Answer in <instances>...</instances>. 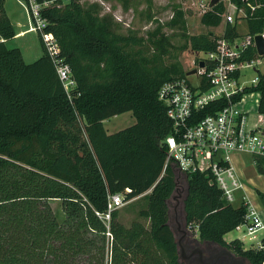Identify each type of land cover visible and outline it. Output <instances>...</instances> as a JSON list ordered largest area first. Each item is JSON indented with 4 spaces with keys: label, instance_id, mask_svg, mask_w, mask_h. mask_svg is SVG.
<instances>
[{
    "label": "trees",
    "instance_id": "16d2710c",
    "mask_svg": "<svg viewBox=\"0 0 264 264\" xmlns=\"http://www.w3.org/2000/svg\"><path fill=\"white\" fill-rule=\"evenodd\" d=\"M110 1L124 9L129 3L102 0ZM4 2L0 0V37L5 40L0 43V264H186L170 217V202L180 189L179 214L189 240L225 248L245 264H264V251L223 239L244 222L242 203H226L208 174L164 168L162 144L172 124L158 89L186 77L180 53L211 52L218 36L188 35L174 45L165 28L184 29L179 8L142 35L132 29L121 32L99 2L70 0L45 8L41 14L47 31L75 82L69 100L40 39L42 55L29 64L18 48L7 46L17 32ZM221 8L219 3L202 14L201 24L218 27L221 19L215 12ZM262 25L252 21L249 30L260 31ZM253 53L249 50L248 57ZM254 90L261 94L258 109L264 114L263 78ZM126 112L135 123L108 135L103 121ZM253 162L264 175V157L254 156ZM111 194H123L125 201L142 197L144 207L130 227L117 221L118 210L110 213L108 223L104 219ZM257 194L264 208V194ZM49 199L61 201L63 223L55 220Z\"/></svg>",
    "mask_w": 264,
    "mask_h": 264
},
{
    "label": "built area",
    "instance_id": "2783aa9c",
    "mask_svg": "<svg viewBox=\"0 0 264 264\" xmlns=\"http://www.w3.org/2000/svg\"><path fill=\"white\" fill-rule=\"evenodd\" d=\"M68 1L17 0L25 9L27 28L16 36L37 35L71 100L75 82L70 67L60 57L58 44L47 31L48 23L41 14L45 8L60 7ZM98 2L105 7L102 0ZM208 2L200 4L201 15L213 8L208 7ZM219 3L221 11L215 13L221 19L222 30L214 50L196 53H202L206 58L197 57L192 61L196 69L194 74L165 82L158 89L157 98L165 106L166 116L172 124V131L162 144L166 152L164 168L174 165L182 174L210 175L229 204L241 192L246 214L244 222L236 229L244 228V233L253 237L254 245L250 248L264 251V234L260 239L255 237L264 229L262 220L245 194L244 183L231 158L233 154L264 157V114L258 109L261 94L254 90L262 78L264 80V55H258L255 45L257 36L264 40V0H221ZM257 20L262 21V28L251 32L249 23ZM2 42L5 40L0 37ZM249 50L254 52L251 58L248 57ZM199 62H203L202 68L198 66ZM246 69L255 74L249 84L241 80ZM126 203L123 194L109 195L104 215L106 222L112 211Z\"/></svg>",
    "mask_w": 264,
    "mask_h": 264
},
{
    "label": "rangeland",
    "instance_id": "374dc122",
    "mask_svg": "<svg viewBox=\"0 0 264 264\" xmlns=\"http://www.w3.org/2000/svg\"><path fill=\"white\" fill-rule=\"evenodd\" d=\"M88 3L98 2L99 0H86ZM209 0H129L128 6L124 9L117 1L105 2L103 7L104 12L111 13L114 16L115 21L120 24V31L125 32L127 29L137 31L139 35L145 33V30L155 26V21L165 23L172 15L174 8H179L184 12V29L165 28V32L172 38L174 45L183 44L185 36L188 35H199L211 33L213 35H220L222 30V24L216 28H207L200 22L201 9L200 4L206 3ZM4 9L10 22L15 27L16 32L24 31L27 28V17L25 9L22 4L18 3L17 0H5ZM119 19V20H118ZM121 21V22H119ZM128 24L129 28L124 25ZM9 48H18L21 52L23 61L27 64L34 62L42 55V48L39 42V38L35 33H26L23 36H16L7 42ZM199 57L200 59L206 58L202 53L197 55L191 52L189 49L183 51L179 55V62L182 65L184 71H190L194 69L195 65L192 61ZM255 76L251 69H246L242 72L241 80L250 83V80ZM135 123V119L130 112L122 113L113 116L103 121V127L106 133L113 134L120 130H123ZM241 160L239 159L238 165L242 167H248L241 169L244 180L248 184H251L245 177V173L253 172L252 156L249 154H241ZM264 182V180H263ZM249 187V185H248ZM183 191L176 192L174 198L170 202V217L171 224L177 228V238L181 237L183 231L186 233L183 220L180 216V200ZM238 196V195H237ZM238 198L232 203L233 206L238 205ZM48 204L52 210L55 220L61 224L64 221V214L61 208V201L58 199H49ZM144 207V201L142 197H137L127 201V203L118 209L117 221L124 227H130L133 221L138 220V211ZM263 209V208H262ZM260 211L264 212V209ZM176 214V216H173ZM174 217V218H173ZM141 221V220H139ZM108 223V222H107ZM145 226L148 225L147 221H143ZM241 231L232 232V236L243 235L245 237V248H250L253 243V237L248 236L244 233V228ZM259 233L255 237H259ZM107 238L110 240L111 237L107 234ZM230 239L231 237H226ZM232 239H235L232 237ZM108 259V256H107ZM106 259V262H107ZM82 260V259H81Z\"/></svg>",
    "mask_w": 264,
    "mask_h": 264
},
{
    "label": "crops",
    "instance_id": "0c3cea01",
    "mask_svg": "<svg viewBox=\"0 0 264 264\" xmlns=\"http://www.w3.org/2000/svg\"><path fill=\"white\" fill-rule=\"evenodd\" d=\"M240 156H241V154H233L232 155V157H231L232 158V165H233V167H234V169H235L238 177L244 183L245 194L249 197V200L251 201V203L254 205V207L258 211L259 216H260V218L262 220V223H263V226H264V212L260 211V208L262 209L263 206H262V204L260 202V199L258 197V194H257L258 192H261V193L264 194V182H263L264 175L258 173V171L256 169V166H255V164L253 162V157L254 156H252V164H253V167L252 168H253V172H250L248 170V172L245 173L246 179L248 181H250V183H251V184H248L249 185V187H248L247 182L244 180V175H243V173L241 171V169L248 168V167H242V166H239L237 164L238 161H239V159L241 160V157ZM237 195H238L237 198H238V202H239L238 205H239L240 203H242V200H241L242 193L239 192ZM235 231L238 232V231H241V230L235 229V230H233L231 232H228V233H226L223 236V239L226 242H229V241L234 240V239H232V237H234L235 239L241 241L242 244H243V246H244V248H245V237L243 235H241V236H239V235L232 236V232H235ZM263 234H264V229H263V231H261L259 237H256V239H260ZM228 236H230L231 238L230 239H227L226 237H228Z\"/></svg>",
    "mask_w": 264,
    "mask_h": 264
},
{
    "label": "flooded vegetation",
    "instance_id": "af4514ba",
    "mask_svg": "<svg viewBox=\"0 0 264 264\" xmlns=\"http://www.w3.org/2000/svg\"><path fill=\"white\" fill-rule=\"evenodd\" d=\"M178 245L180 257L186 264H220L221 262V259L215 260L214 258L219 247L210 245L201 246L189 240L184 233L179 237ZM182 253H184L183 256Z\"/></svg>",
    "mask_w": 264,
    "mask_h": 264
},
{
    "label": "water",
    "instance_id": "95a60500",
    "mask_svg": "<svg viewBox=\"0 0 264 264\" xmlns=\"http://www.w3.org/2000/svg\"><path fill=\"white\" fill-rule=\"evenodd\" d=\"M221 0H209L208 7L212 8L217 5ZM255 45L258 55H264V40L257 36L255 38ZM198 66L202 68L204 66L203 62H199ZM196 72V69H192L186 73V75H192ZM184 235L185 232L183 231ZM199 252V251H198ZM184 253H182L183 256ZM215 260L221 259L220 264H245L244 260L240 257L235 256L231 251L219 247L214 255ZM207 264V263H205Z\"/></svg>",
    "mask_w": 264,
    "mask_h": 264
}]
</instances>
